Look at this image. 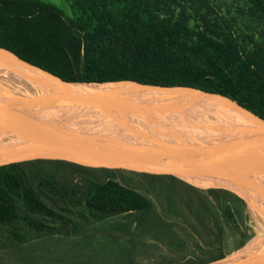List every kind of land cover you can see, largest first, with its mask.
<instances>
[{"label": "trees", "instance_id": "16d2710c", "mask_svg": "<svg viewBox=\"0 0 264 264\" xmlns=\"http://www.w3.org/2000/svg\"><path fill=\"white\" fill-rule=\"evenodd\" d=\"M64 1L72 18L41 0H0L1 51L63 82L190 87L230 98L264 120V48L242 45L204 15L193 32L188 10L198 15L205 0H187L192 7H180L176 19V0H117L115 11V0ZM248 2L264 26V0ZM114 174L46 161L0 166V251L68 239L78 249L64 253L62 264H95L92 238L114 262L136 264L141 240L155 229L167 241L150 264H204L225 259L256 234L244 200L227 190L148 175L163 184L154 202ZM73 175L82 177L77 205L64 188ZM109 220L116 222L89 235Z\"/></svg>", "mask_w": 264, "mask_h": 264}, {"label": "water", "instance_id": "95a60500", "mask_svg": "<svg viewBox=\"0 0 264 264\" xmlns=\"http://www.w3.org/2000/svg\"><path fill=\"white\" fill-rule=\"evenodd\" d=\"M128 83L138 89L209 97L239 115L157 136L128 126L113 131H81L28 113L30 110L40 112L37 105L51 102L96 109L107 106L91 104L85 98L46 94L27 100H9L8 103L0 102V166L40 160L92 169L123 170L174 178L189 186L206 185L205 190L224 189L237 196L264 171V120L254 113L230 98L190 87ZM204 264H264V255Z\"/></svg>", "mask_w": 264, "mask_h": 264}, {"label": "bare ground", "instance_id": "6f19581e", "mask_svg": "<svg viewBox=\"0 0 264 264\" xmlns=\"http://www.w3.org/2000/svg\"><path fill=\"white\" fill-rule=\"evenodd\" d=\"M1 50L0 98L27 100L40 95L59 94L67 97L85 98L94 105H100V103L107 105L104 111L89 106L51 102L37 105L36 109H41L38 110L40 112L34 110L28 112L38 119L58 122L81 131L118 130L120 127L113 126L111 122V119H115L118 122L124 121L131 129L138 125L147 134L158 136L150 128H147V119H151L155 123H163L172 131H176L179 127H188L196 123L221 122L237 118L239 115L233 109L212 98H201L191 93H164L145 88L138 89L128 82L104 84L62 83L57 78L23 63L13 54ZM21 63L53 80L35 76ZM165 106H169L170 110L177 113L151 111V107L154 109V107ZM255 181L254 183L258 184L257 186H264V171L259 174ZM257 195L264 202V188L258 189ZM258 231L264 235V222ZM259 254L264 255V252Z\"/></svg>", "mask_w": 264, "mask_h": 264}, {"label": "rangeland", "instance_id": "374dc122", "mask_svg": "<svg viewBox=\"0 0 264 264\" xmlns=\"http://www.w3.org/2000/svg\"><path fill=\"white\" fill-rule=\"evenodd\" d=\"M47 3H50L60 9L66 17H71V11L69 8V4L64 0H41ZM117 0L114 2V7H111L112 10H116ZM208 6H204V9L199 11L198 15L193 14L190 10L188 13L191 14V21L189 22V26L192 28L193 32L199 31V27L203 26L200 20L201 16H205L207 21L211 22L212 26H216L219 29L223 30V33L227 36H235L238 38L240 43L245 46H260L264 48V26L262 22L257 18V16L252 12V7L249 4L248 0H205ZM178 6H175V14L174 19L178 16L180 12V7H188L191 8L190 2L187 0H176ZM119 7V6H118ZM38 17V16H37ZM52 22L46 23V26H50ZM53 25V24H52ZM1 103H8L9 99L7 97L0 98ZM161 108V109H160ZM151 107V111L153 112H170L177 113L176 111L170 110L169 106L165 107ZM168 108V109H167ZM104 110V109H102ZM170 110V111H169ZM105 111V110H104ZM43 112V111H41ZM112 125L115 127L124 128L126 127V123L124 121H117L115 119H111ZM209 123H196L188 127H179L176 131H172L167 125L155 123L151 119H147L146 126L150 128L152 132L158 135H167L173 132H181L187 131L190 127L203 125ZM119 128V129H120ZM138 131H144L142 127L136 126L134 128ZM78 174L83 173L77 170ZM114 174V178L117 182L122 185H132L133 188H141L138 189L142 194L146 195L150 199H155L154 193H160L162 191V182L159 179L150 178V176L145 175L143 178L140 173H133L123 170H112ZM130 173L136 174L132 176ZM82 175V174H81ZM82 177L80 175H73L68 180L67 184L64 183L65 192L70 202L77 205L78 201L81 199V181ZM245 189L243 192L239 194V197L242 198L246 204L247 211L250 215V218L254 224V228L256 234L254 238L248 242L244 247L234 252L230 256L226 257L225 260H233V259H241L245 257H250L261 252H264V235L261 234L258 230L259 227L263 225L264 222V202L257 195V190L264 188V186L259 187L258 184L254 183ZM206 185L191 186L198 190H205ZM179 194L185 196L183 188L179 187ZM77 195V196H76ZM242 195V196H241ZM153 199V200H154ZM248 201V202H247ZM155 202V200H154ZM254 207V208H253ZM78 206H75V209H78ZM250 211V212H249ZM251 213V214H250ZM262 214V215H261ZM256 217V218H255ZM261 218V219H260ZM259 219V220H258ZM119 220V219H117ZM263 220V221H262ZM116 220H109L105 222L102 226L100 224H96L93 228H90L89 235L93 233L96 236L102 234V231L107 230L110 227V224ZM122 221V219H120ZM259 221V222H258ZM258 225V226H257ZM97 227V229H96ZM172 237V236H171ZM167 237L162 234H157L155 229L146 234L141 243L139 244V248L137 249L136 255V264H150L153 259L159 254L165 251L163 248V242H166ZM91 239L92 244L91 248H94V253H90L91 256H95V264H118L114 262V256L111 254L104 255L99 252L97 246L99 241H94ZM94 246L92 247V245ZM74 245V246H73ZM189 246L192 248V244L189 243ZM78 249L74 243H71L67 240H43L41 242H35L26 245L22 249L15 250L12 252H2L0 251V264H62L63 254L64 253H75ZM189 249L188 251H190ZM169 256L171 254H168Z\"/></svg>", "mask_w": 264, "mask_h": 264}, {"label": "flooded vegetation", "instance_id": "af4514ba", "mask_svg": "<svg viewBox=\"0 0 264 264\" xmlns=\"http://www.w3.org/2000/svg\"><path fill=\"white\" fill-rule=\"evenodd\" d=\"M36 161H40V160H36ZM24 163V162H23Z\"/></svg>", "mask_w": 264, "mask_h": 264}]
</instances>
